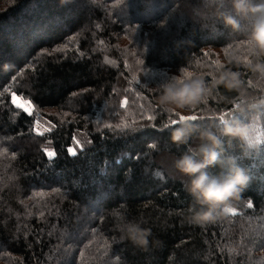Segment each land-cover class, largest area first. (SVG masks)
Wrapping results in <instances>:
<instances>
[{
  "label": "trees",
  "instance_id": "trees-1",
  "mask_svg": "<svg viewBox=\"0 0 264 264\" xmlns=\"http://www.w3.org/2000/svg\"><path fill=\"white\" fill-rule=\"evenodd\" d=\"M212 2L0 0V264H264V139L247 154L225 139L249 181L213 222H190L194 198L172 167L189 146L172 140L180 116L241 119L264 135V84L228 63L243 34L202 19ZM218 68L240 73V91L211 88ZM182 69L211 92L174 113L158 97ZM37 116L51 128L38 132ZM79 133L88 140L73 155Z\"/></svg>",
  "mask_w": 264,
  "mask_h": 264
},
{
  "label": "clouds",
  "instance_id": "clouds-1",
  "mask_svg": "<svg viewBox=\"0 0 264 264\" xmlns=\"http://www.w3.org/2000/svg\"><path fill=\"white\" fill-rule=\"evenodd\" d=\"M121 4L122 0H114L113 7L120 8ZM208 9L202 19L211 15L230 30V35L243 34V39L228 43V63H242L258 84H264V0H213ZM241 84L238 71L223 70L213 79L211 88L223 85L240 91ZM211 88L203 74L182 69L160 86L158 102L165 110L178 113L204 102ZM246 106L255 108L257 103ZM226 138L238 142L244 154L258 147L252 124L241 119L219 118L208 126L181 120L172 132L174 142L189 145L173 159L172 167L184 178L186 190L194 198L189 217L192 223L213 222L226 215L248 184L249 176L237 156L224 150ZM190 141L198 143L189 144ZM144 231L138 224L126 225L127 236L135 243L145 242Z\"/></svg>",
  "mask_w": 264,
  "mask_h": 264
},
{
  "label": "rangeland",
  "instance_id": "rangeland-1",
  "mask_svg": "<svg viewBox=\"0 0 264 264\" xmlns=\"http://www.w3.org/2000/svg\"><path fill=\"white\" fill-rule=\"evenodd\" d=\"M14 94L20 99L21 102L30 101L29 99H27L25 97H22L20 95H17L16 93H14ZM12 96H13V94H12ZM123 101H124L123 103L125 105L126 104L125 103V99ZM30 111H31L32 114L35 113L34 105L32 104V102H31V105H30ZM252 126H253V135H254L257 143L263 141L264 135H263V130L261 129L260 125L257 124V123H253ZM50 128H51V124L46 119H44L42 116H37L36 117V119H35V129L38 132H45V131L49 130ZM87 140L88 139H86L85 135L79 133V134H77V136H75L74 142L69 147V149H73L75 151V153H76L78 150L83 148V146H84V144H86ZM77 142H79V143H77ZM47 152H48V154L49 153H53L50 150H48ZM170 162L171 161H168V163H170Z\"/></svg>",
  "mask_w": 264,
  "mask_h": 264
},
{
  "label": "snow or ice",
  "instance_id": "snow-or-ice-1",
  "mask_svg": "<svg viewBox=\"0 0 264 264\" xmlns=\"http://www.w3.org/2000/svg\"><path fill=\"white\" fill-rule=\"evenodd\" d=\"M11 103L14 104L16 106V108L23 109L29 115L32 114L30 111V105H31L30 101L21 102L20 99L15 94H13L12 99H11ZM125 103H127V101H125ZM179 119H180V121L181 120L196 121L197 117L195 115L190 116V117L180 116ZM124 126L127 127V124H125ZM77 143H79V142H77ZM69 151L71 152V154H73V155L75 154V151L73 149H69ZM49 155H54V153H49ZM227 211H228V213H230V212H233L234 209L230 208Z\"/></svg>",
  "mask_w": 264,
  "mask_h": 264
}]
</instances>
